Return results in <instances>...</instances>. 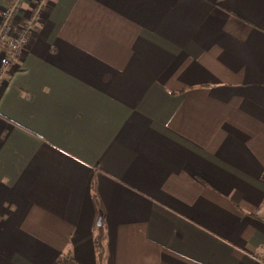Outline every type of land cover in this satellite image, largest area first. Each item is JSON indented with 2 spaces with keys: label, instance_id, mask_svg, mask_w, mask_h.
Here are the masks:
<instances>
[{
  "label": "crops",
  "instance_id": "crops-1",
  "mask_svg": "<svg viewBox=\"0 0 264 264\" xmlns=\"http://www.w3.org/2000/svg\"><path fill=\"white\" fill-rule=\"evenodd\" d=\"M32 16L0 79V264H97L99 221L102 264H264V0H22L6 39Z\"/></svg>",
  "mask_w": 264,
  "mask_h": 264
},
{
  "label": "built area",
  "instance_id": "built-area-1",
  "mask_svg": "<svg viewBox=\"0 0 264 264\" xmlns=\"http://www.w3.org/2000/svg\"><path fill=\"white\" fill-rule=\"evenodd\" d=\"M21 0H7L3 8L0 10V41H6V37H9V30L11 27V20L14 15H16L19 11V2ZM36 17L32 16L29 20H27L24 25H22V30L19 33L18 39L13 40H7L8 43L5 46V56L6 59L0 58L2 71H0V77L3 76L5 73V69L8 66L9 59H13L17 49L19 48V43L25 37L28 30L33 26V23L35 22ZM23 41V40H22Z\"/></svg>",
  "mask_w": 264,
  "mask_h": 264
},
{
  "label": "trees",
  "instance_id": "trees-1",
  "mask_svg": "<svg viewBox=\"0 0 264 264\" xmlns=\"http://www.w3.org/2000/svg\"><path fill=\"white\" fill-rule=\"evenodd\" d=\"M1 47H5L8 43V41L4 40L1 41ZM92 239H93V244L95 248V254H96V259H97V264H102L104 256H105V247H104V231L102 228V225L99 221V225L94 227ZM56 262L58 264H77L73 257H71L68 254L64 255H59L56 259Z\"/></svg>",
  "mask_w": 264,
  "mask_h": 264
},
{
  "label": "rangeland",
  "instance_id": "rangeland-1",
  "mask_svg": "<svg viewBox=\"0 0 264 264\" xmlns=\"http://www.w3.org/2000/svg\"><path fill=\"white\" fill-rule=\"evenodd\" d=\"M9 1V0H8ZM22 1V0H21ZM21 1L19 2V6H20V3H21ZM7 2V1H6ZM5 2V3H6ZM5 3L2 5V6H4L5 5ZM0 7V10L3 8V7ZM1 44H2V42L0 41V49H2V55H1V57L0 58H3V59H6V57H4L5 56V53H6V51H4L5 50V47H1ZM12 61V59H9V62H8V65L10 64V62ZM2 66H1V61H0V71H2ZM0 79H1V77H0Z\"/></svg>",
  "mask_w": 264,
  "mask_h": 264
},
{
  "label": "water",
  "instance_id": "water-1",
  "mask_svg": "<svg viewBox=\"0 0 264 264\" xmlns=\"http://www.w3.org/2000/svg\"><path fill=\"white\" fill-rule=\"evenodd\" d=\"M98 222V221H97Z\"/></svg>",
  "mask_w": 264,
  "mask_h": 264
}]
</instances>
